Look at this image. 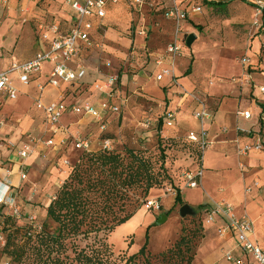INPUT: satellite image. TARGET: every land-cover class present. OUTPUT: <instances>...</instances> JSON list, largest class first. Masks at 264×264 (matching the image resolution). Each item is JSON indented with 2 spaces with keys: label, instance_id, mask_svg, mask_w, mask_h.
I'll return each instance as SVG.
<instances>
[{
  "label": "rangeland",
  "instance_id": "1",
  "mask_svg": "<svg viewBox=\"0 0 264 264\" xmlns=\"http://www.w3.org/2000/svg\"><path fill=\"white\" fill-rule=\"evenodd\" d=\"M4 1L7 0H0V26L6 22H12L24 28L15 49L9 54L13 60L20 62L29 54H33L36 49V47H33V44H37V42L42 43V37L39 31H37V25L41 20L49 22L52 19V15L54 14L52 4L55 2L53 0H41L34 6L33 3H27L23 0L21 1L22 3L17 2L15 6H11L9 5V0L7 1L8 3ZM248 1L252 5L256 3L254 2L256 0ZM55 4L57 5V10H55V14L57 15L62 6L57 2ZM255 7L256 5L253 7L251 13H246L245 15L243 6L236 0L224 5L222 4L221 7L203 6L204 10L201 16L198 17L202 20L201 22L197 20L198 24L194 27L199 32L200 39L192 48L184 44L182 56L176 59L182 62L185 68H188L189 62H191V67L193 66L196 72L205 75L202 76L201 81L192 82L189 88H194L197 95L205 97L213 112L218 107L222 98L210 94L204 90L203 86L210 87L218 81L216 80L217 77L239 85L244 83L252 85L253 83L252 80H247L248 78H244V76H233L230 79L221 76L228 77V74L235 72L239 63L241 64V56L244 52L237 53L235 56L234 52L232 54L233 47L240 44L243 40H250L258 33L264 35V16H262L264 13L258 12ZM240 14H244V16L240 18ZM10 17L13 21H8ZM260 23L261 28L258 29L257 27ZM180 24L182 27L179 36L182 37L183 31L186 30V22L182 21ZM163 26L155 9L142 8L141 10H136L126 4L121 7L114 6L110 11L106 18V24L95 34L94 39L97 47H91L87 51L88 56L86 55V59L92 56L90 64L96 68L101 70L105 67L108 69L106 71V79L101 83H96L97 80L89 82L85 87L91 86L90 91L86 94L89 101L97 103L104 99L110 105L117 106L118 111L106 115L103 114L104 129H101L99 122L95 120L80 118V124H78L79 122L75 123V125L78 124L76 126L77 129L75 130L71 127V132L74 136L59 151L51 149L38 151V148L35 147V150L29 156L30 158L27 157L29 158L27 159L28 166L23 169L26 178L20 182L19 188L16 190V200L19 208V216L16 217L18 225L32 224L38 226L44 221L45 208L48 201L54 197L57 189L66 178L70 166L74 165L84 152L83 149L72 146L71 143L74 139L85 138L90 142L95 141L96 145L92 148L93 150L103 145V139H107L110 147L118 151H122L124 147H127L143 151L144 154L155 158L159 156L164 157L165 167L171 179L162 187L149 191L147 199H158L160 203L158 210L147 209L145 202H143L128 220L118 225L107 236L114 254H132L137 252L144 244H146L147 249L152 254H157L178 239L183 227L184 233H190L193 229H199V234L193 237L194 260L198 252L208 248H219V255H222V249L218 245L217 231L205 228L209 224L203 222L202 210H199L202 207L197 209L192 200L199 199L200 195L205 196L209 200H212L210 197L212 198L213 196H219V198L226 197V195L229 196L230 194L220 195V192L224 188L230 193L231 189L234 190L237 187L235 174H231L227 179V177H221V170L215 171L208 167L205 168L204 171L206 173H217V176L215 174L208 176L207 174V177H204L207 179L206 188L202 185L199 188L200 191H195L194 189L183 191V197L186 199L190 198L191 201L189 200V202H191L196 212L193 216L186 215L185 217H181L179 215L180 205L175 198V193L179 189L177 185H181L182 183V171L192 170L196 166L194 148L187 142V130L177 135L176 132H173V127L167 128L163 126L161 118L168 108L169 101L167 99L154 100L145 98L140 85L136 82L137 80H133L137 73L142 71L147 73L149 61L147 53L159 46V43L162 44L169 40V34H166L167 32L163 30ZM106 30L105 34L104 31ZM139 30L145 33L140 35ZM143 37H146V39H143ZM207 42L211 43L212 52L210 54L220 57L219 60L216 59L211 62L212 67L220 74L219 76L213 75L214 71H212V75L208 74L207 70L211 64L204 59L206 56L198 57V60L192 65L195 60L194 54L201 50L200 46L202 43L206 44ZM141 43H145V46L142 47ZM233 59L238 65L237 63L234 64ZM254 59L258 60L259 65H264V45H261L260 52ZM107 61H109V64L104 66V63ZM258 67L255 70L257 73L261 72V69H264L260 68V66ZM114 72H117L119 77L126 75L129 81L124 87L118 84L117 88H113L111 93H114V98L111 99L106 96L105 89L107 87L105 84ZM38 77L36 74L31 75L29 83L34 82ZM97 86H100V88ZM116 90L117 93L115 94ZM95 91H99L102 94H98ZM31 94H33L32 90ZM32 104H35V100ZM4 106L5 104H1L0 110ZM1 117H4L5 123H8L10 126L13 123L18 124V120H13L11 116ZM76 118L79 119L78 116ZM261 124V127L264 128V123L261 122ZM238 133L243 134L241 131ZM260 133L264 137V130ZM42 137L45 138L46 135ZM7 141L0 140V153L6 147L10 149ZM20 146L16 145L17 148ZM190 155L194 157V161L189 158ZM63 159H67V165L63 164ZM242 164L244 165L243 162ZM243 165H239L238 163L240 169L243 168ZM3 166L9 168L10 165L5 161ZM205 179H203V183H206ZM253 186L264 188V177H260L253 184L245 186V192H247L248 188L249 191H252ZM220 200L222 199L216 201ZM214 202H210L207 205H212ZM0 212H2V208ZM162 215H166V221L160 225H155ZM48 223L52 229L55 227L53 222L48 221ZM215 262L219 263V260ZM7 263H10L9 258L0 247V264ZM25 264L30 263L25 262ZM153 264L158 263L153 262ZM199 264H203V262Z\"/></svg>",
  "mask_w": 264,
  "mask_h": 264
},
{
  "label": "crops",
  "instance_id": "2",
  "mask_svg": "<svg viewBox=\"0 0 264 264\" xmlns=\"http://www.w3.org/2000/svg\"><path fill=\"white\" fill-rule=\"evenodd\" d=\"M7 1L4 2L6 3ZM21 1L23 0H9L8 2L9 5L15 6L17 2L22 3ZM24 1L27 3H33V5L36 6L41 0ZM53 1L61 5L62 9L57 12L56 15L55 10H57V5L53 3L52 8H54L53 13L55 15H52V19L49 22L41 20L37 25V31H39V25H48L52 22H56L59 26L60 33L65 34L71 28L75 13L65 4V0ZM201 1L202 0H186L182 6H186L188 4L200 5ZM236 1L243 6L245 15L246 13H251L255 5L258 12L264 13V0L254 1L257 3H254L255 5H252L248 0ZM170 3V0H149V2L144 4L142 8L159 10L162 7L169 6ZM122 5L126 4L121 2L115 6L121 7ZM200 6L202 7L203 12L204 8L202 5ZM113 7L114 6H109L110 11ZM109 13L110 12L107 11L106 17L102 20V26L106 24V18ZM201 14L202 13H190L188 17L183 20L186 22V30L183 31L182 38L190 33H194L196 35V39L192 43L191 48L200 39L199 32L196 31L194 27L198 24L197 20L201 22L202 19L198 18ZM243 16L244 14H240L239 17L241 18ZM158 18L161 19V25H164L163 30L167 32L166 34H169V40L162 44L159 43V46L150 51L147 73L143 71L139 72L135 75L133 80H137L136 82L140 85L145 98L154 100L167 99L169 101L167 109L174 112L175 125L173 126V132H176L177 135L186 130L187 133L191 131L197 132L201 127L200 123L193 116V111L197 105L195 98H199L204 101L207 109L213 113V118L206 120L203 123V128L206 130L210 141V146L205 151L201 161L203 176L200 184L195 188L186 187L183 181L181 185H177L182 201L179 205L181 207L183 204L187 203L192 206L191 202H189L190 198L186 199L183 197L184 190L194 189L195 191H200L199 188L202 185L206 188L207 179L204 177H207V174L209 176L214 175L215 173H206L204 171L205 168L208 167L215 171L221 170V177H227V179L231 176V174H235L237 187L234 188V190L231 189L230 193L224 188H222V192H220V195L230 194L231 196L226 195V197L221 198H219V196H213L212 198L210 197L212 200H209L205 196L203 197V195H200L198 197L199 199H193L192 202L195 203L194 206H196L197 209L205 206L203 209H199L202 210V218H204L205 213L215 202H219L216 200L222 199L220 201L224 200L225 202L230 203L234 207V211L238 216L246 215L253 221L252 239L264 248V188H260V186H253L252 191L245 192L244 190L245 186L253 184V182L260 177H264V148L261 150H251L246 155H241L239 153V148L241 146L246 143H250L254 135L261 134L260 132L264 130V128L261 127V122L264 123V93H261L258 89L259 86H264V69H261V72L259 73L255 72V70L259 68L258 66H260V68H264V65H259L258 60L254 59V57L259 54L261 45H264V35L258 33L250 40H243L240 44L233 47L232 54L234 52L236 56L237 53L244 52L241 58L247 57L249 59L248 64L250 65L239 63L237 70L228 74L229 78L227 76H221L226 79H230L233 76H244V78L252 80V85L247 83L239 85L237 83H232L229 80H221L217 77L216 80L218 81L213 83L210 87L203 86L204 90L208 91L210 94L222 98L218 107L213 112L210 109L206 98L201 97V95H197L194 88H189L192 82L201 81L202 76H205L202 73L196 72L194 67H191V62H189L188 68H185L183 67L182 62L176 60L173 74L165 75L160 81L155 79V74L158 72V68L154 64V58L164 51L167 43L173 39L175 32L172 20L166 18L165 16H158ZM8 21H13V19L10 17L8 18ZM181 27L182 26L180 24V31ZM257 28H261V23ZM23 30L24 28H22V26L19 24L15 25L12 22H6L0 26V70L6 69L12 62H18L13 60L9 54H11V51L15 49ZM140 31L142 30H139L138 32ZM106 32L107 30L104 31L105 34ZM96 33H98V31H96ZM96 33H94V38ZM143 39H146V37H143ZM134 42L136 43V41ZM29 44L31 46L30 41ZM210 44V42H207L206 44L202 43L200 46L201 50L197 51L198 55L197 53H193L195 60L192 65H194V63L198 60V57L206 56L204 59L211 64L207 70L208 74L212 75V71H214L213 75L219 76L220 74L215 71L211 62L212 60H219L220 57L210 54V52H212ZM141 46L144 47L145 43H141ZM33 47H36L33 54H29L20 62L32 59L37 53L46 50L48 48V44L42 40V43L37 42V44H33ZM89 50L90 48L84 46L82 43H79L77 57L68 62V66L72 69H76L78 64L84 67L85 76L81 80L68 83L60 80L56 86L50 85L47 83L48 74L50 73L52 67V64L49 61H45L43 63L41 71L36 73L39 77L32 83L24 85L14 78V85L18 91L17 97L14 100H10L0 93V103L2 100L3 102L1 104H5V106L0 110V118L2 119L4 117L1 116L6 117L8 115L11 116L13 120H18V124L13 123V125L10 126L8 123H4L3 127L0 129V140H10L17 146H20L22 143L28 141V136L31 135L41 139L42 141L52 139L55 143L54 146H46L43 142H39L35 145V147L38 148V151H43L44 149L59 151L63 149L68 140L74 136L71 132V127L76 130V126L81 122L80 118H89L97 121L90 115L76 113L70 110V107L72 106H82L87 103L97 107L101 102L105 101L103 99V101L100 100L97 103H94L89 101L86 97V94L90 91L91 86H88V89L85 85L95 80H97L96 83L105 81L106 71H108L105 67L104 68L106 70L104 68L100 70L90 64L92 56L86 59L88 56L87 51ZM231 57L234 58L233 55H231ZM233 61L234 64L237 63L234 59ZM104 64V66L108 65L109 61ZM183 71L184 73L182 74ZM113 75L117 76L115 85L105 89L106 96L111 99L114 98V93H111V90L115 87L117 88L118 84L124 87L129 81L126 75H121L119 77L117 72H114ZM39 85L43 86V90L40 91L38 89ZM31 90L34 95L31 94ZM97 93L102 94L99 91ZM116 93L117 90L115 91V94ZM37 98H41L44 103L61 101L64 105L69 107L60 116L57 124L58 130L54 131L53 127L47 123L43 110L37 108L35 104H32ZM240 111H250V118L245 119L239 114ZM109 113L112 112L106 111L104 114L106 115ZM77 116L80 120L76 118ZM76 122L79 123L75 125ZM239 131L243 132V134H239ZM251 132L253 133L251 134ZM43 135H46V137H42ZM62 139L66 140L64 145H60V140ZM75 142L76 139H74L71 144L74 148H77L75 146ZM94 145H96L95 141H89V150H93L92 148ZM29 158L21 159L15 151L7 149V147L2 149L0 153V180L6 183L9 182L11 192L15 199L16 190L19 188V184L22 181L19 175L20 166H23L22 169L27 167V159ZM5 161L8 162V165H10L9 168L3 166ZM64 161L67 162V159L62 160L63 164H65ZM238 163L239 165H243V168L241 167L242 169H240ZM195 168H197V166H195ZM215 176H217V173ZM203 179H205L206 183H203ZM213 201L215 202L212 203V205H207ZM224 226V219L216 218L214 222L210 223L205 228L215 230V232L217 231L218 233V230ZM217 237L218 245L220 249H222V255H219V248L204 249L201 250V252H198L193 264H199L200 262H203V264H234L225 258L224 255L226 252H230L235 258L241 259L243 264H255L249 255L242 252L234 232L228 230L224 235H220L218 233ZM216 260H219V263L215 262Z\"/></svg>",
  "mask_w": 264,
  "mask_h": 264
},
{
  "label": "trees",
  "instance_id": "3",
  "mask_svg": "<svg viewBox=\"0 0 264 264\" xmlns=\"http://www.w3.org/2000/svg\"><path fill=\"white\" fill-rule=\"evenodd\" d=\"M231 1L202 0L201 5L221 7ZM166 9L155 12L164 17ZM187 142L194 148L196 166L201 165L198 146ZM163 158L127 147L84 150L47 204L41 225H18L16 217L0 212L1 249L9 264H192L193 237L199 229L184 233L182 227L178 239L157 254L144 244L132 254L115 255L107 240L147 200L151 189L171 180ZM175 198L182 202L179 189ZM48 221L55 224L53 229Z\"/></svg>",
  "mask_w": 264,
  "mask_h": 264
},
{
  "label": "built area",
  "instance_id": "4",
  "mask_svg": "<svg viewBox=\"0 0 264 264\" xmlns=\"http://www.w3.org/2000/svg\"><path fill=\"white\" fill-rule=\"evenodd\" d=\"M170 1L171 3L167 6L165 11V17L172 20L175 32L173 39L167 43L164 51L154 58V64L158 68V72L155 74V79L157 81H160L165 75L174 73L176 59L182 54L186 36L183 38L179 37L181 21L185 20L190 13H202V7L200 5L188 4L182 6L186 0ZM121 2L128 4V6L136 10H141L143 5L149 2V0H65V4L75 13L70 30L65 34L60 33L59 26L56 22H52L48 25H39L40 35L42 40L48 44V48L37 53L28 61L12 62L6 69L0 70V93L7 99H16L18 91L14 85V78L24 85L28 84L30 76L40 72L45 61H49L52 64L47 79V83L52 86H56L60 80L68 83L83 79L85 76L84 67L78 64L76 69H72L68 66V62L77 57L79 43H82L88 48L93 46L97 47L93 36L94 33L102 29V20L106 17L109 6H115ZM139 33L144 34V31H140ZM241 63L248 64L249 59L247 57H242ZM116 80L117 76L111 75L107 79V83L105 84L106 87L109 88L115 85ZM247 80H249V78ZM97 87L100 88V86ZM38 89L40 91L43 90V86L39 85ZM258 89L261 93H264V86H259ZM195 100L197 105L193 111V116L200 123L201 127L197 132L191 131L187 133L186 139L198 146L200 151L199 160L201 162L205 151L210 146V141L206 130L203 128V123L206 120L212 119L213 113L207 109L204 101L199 98H195ZM35 105L37 108L43 110L47 123L53 127L54 131L58 130L57 124L61 114L69 108L61 101L44 103L41 98L36 99ZM70 110L94 117L99 122L100 128L104 129L103 114L106 111L117 112L118 107L110 105L107 101H103L97 107L87 103L82 106H72ZM239 114L245 119L251 116L250 111H240ZM174 118V112L167 109L161 118L163 126L172 128L175 125ZM4 123V119L0 118V129L3 127ZM28 137V141L22 143L19 148H17L12 141H7L10 150L15 151L21 159L29 157L35 150V145L39 142H43L46 146L55 145L52 139L42 141L31 135ZM65 142V139L60 140V145H64ZM75 146L83 150H89V141L87 139H76ZM102 146L110 149L109 141L104 140ZM262 148H264V137L260 134H256L250 143H246L239 148V153L241 155H246L251 150H261ZM64 163L67 164L66 161H64ZM22 167L23 166H20L19 175L21 180H25L26 174ZM202 176L203 170L201 165L192 170H183L181 173V179L184 185L189 188L197 187L200 184ZM247 191H249V188ZM145 205L147 209L158 210L160 208L159 200L155 198L147 199ZM0 207L2 208V214H10L14 217L19 216V208L11 192L9 182L6 183L1 180ZM216 218H222L225 221V226L218 230L220 235H224L228 230L234 232L242 252L249 255L255 264H264V248L252 239L253 221L248 216H238L230 203L219 201L215 202L205 213L203 222L205 224H210L214 222ZM3 245L4 238L0 233V247ZM224 256L228 261L234 264H243L241 259L235 258L230 252H226Z\"/></svg>",
  "mask_w": 264,
  "mask_h": 264
},
{
  "label": "water",
  "instance_id": "5",
  "mask_svg": "<svg viewBox=\"0 0 264 264\" xmlns=\"http://www.w3.org/2000/svg\"><path fill=\"white\" fill-rule=\"evenodd\" d=\"M196 39V35L194 33H190L186 36L185 38V45L187 47H191L192 43L194 42V40ZM196 211H194V208L191 207L189 204L185 203L183 204L180 208H179V215L181 217H185L186 215H191L193 216L195 214ZM164 221H166V215H162L157 222L155 223V225H160L162 224Z\"/></svg>",
  "mask_w": 264,
  "mask_h": 264
}]
</instances>
